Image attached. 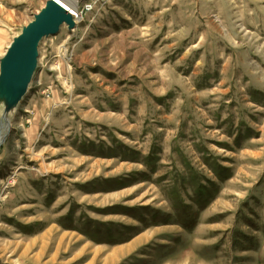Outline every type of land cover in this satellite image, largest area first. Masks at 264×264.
Segmentation results:
<instances>
[{"label":"rangeland","instance_id":"obj_1","mask_svg":"<svg viewBox=\"0 0 264 264\" xmlns=\"http://www.w3.org/2000/svg\"><path fill=\"white\" fill-rule=\"evenodd\" d=\"M45 1L0 0V57ZM74 32L64 26L42 42L10 135L0 128V189L17 171L0 204V264H264V0H106ZM122 34L161 38V54L157 41V59H123ZM91 48L99 80L83 72ZM145 85L175 88L184 105L147 116ZM85 89L94 104L130 99L143 113L135 129L81 127ZM20 118L26 130L50 118L33 148ZM139 118H182L177 142L166 143L179 152L138 153L142 165L132 164V138L141 151L165 144L162 123ZM106 143L120 153L107 155ZM46 146L57 152L42 154Z\"/></svg>","mask_w":264,"mask_h":264},{"label":"crops","instance_id":"obj_2","mask_svg":"<svg viewBox=\"0 0 264 264\" xmlns=\"http://www.w3.org/2000/svg\"><path fill=\"white\" fill-rule=\"evenodd\" d=\"M123 35L126 37V39H129V40H127L128 45L125 46L123 49V50L128 51V53L126 52L127 56L122 57L123 59H126V58H127V60H131V58L134 59L137 57L138 52H141L145 59L148 58L150 60L157 59L156 58L157 55L161 54V51H160V45L162 43L161 38H158L157 40L152 42L150 40L151 39L150 37H143V36L134 37L132 34H127V35L122 34L121 36H123ZM156 42L159 44V49L156 50V52L154 53L155 54L154 56H156V57L153 58L150 54V50L152 49V47L150 45H151V43L155 44ZM91 50H92V48L89 50L87 49L85 51V57L82 56L83 57L82 63L85 64L83 67V70H84L83 72H86L87 70L90 72L94 71L95 73H90L89 78L99 80L98 76H100V75H98V66L100 67V64H98L97 62L93 63V61H91V60L88 61V59H87L88 56H86L87 55L86 53L91 51ZM117 63H118V61H117ZM136 65H137V63H134L133 66L135 67ZM140 66H141V64H140ZM136 68H137V66H136ZM135 73L136 72H133L132 74H135ZM150 86H148V85L144 86V90L146 91V94L141 98V101L144 103L145 107H148V108H145V114H147V116L150 117L152 115L151 111H152L153 107L160 108L159 107L160 105L162 106L164 104H167L169 109L171 110L172 106L184 105L185 98L183 97L182 94L178 95L175 88H168L166 90L164 85H162V87H159L158 85H154V86L150 85ZM87 88H88V86H87ZM91 92H92L91 89H89V90L85 89V91H84L85 100H83V103L87 104V106H84V107L88 109L86 111L87 114H85V115L90 116V118H80V120H81L80 126L81 127L83 126L82 123H85V124L87 123L90 125L96 124V123H101V124L106 125V126H104L106 128L111 126L113 128H117L115 130H118L119 129L118 124H119L120 120H122L124 123H126L129 126V128L127 129L128 133H130L132 130L135 129V127H136L135 123L137 121V115H143V113L136 110V107L130 103V99H126L125 101L121 102L120 101L121 98H120L116 102H113V103L107 102V103H101V104L99 103L98 104V102H96L94 104V103H91L89 101L90 99L88 98V96L91 94ZM94 92L96 93L97 90H94ZM114 92L117 95L118 92H117L116 88H114ZM81 107H82V105H81ZM139 107H141V106L139 105ZM80 111L82 112L84 110H80ZM97 114H105L108 116L110 115L111 118H100L101 120H97V119H99V118L95 117V116H97ZM92 116H93V118H91ZM121 117H123V118H121ZM160 119L161 120H159V118H142V119L139 118V121H141V120H143L144 122L148 121L149 127H153L154 123H159V122L162 123V127L160 128V130L165 131V138H164L165 144H163V145L161 144L162 149L160 150V148H157V150L155 152V148L153 146H151L147 150L141 151V149H142L141 144L142 143H139V141L136 139V137L132 138L129 136V139L132 138L133 141H131V142H133L135 145V147L133 149L129 148L131 151H134V153H142V154H146V155L154 154V153H159L158 155H160V154L162 155V153L166 154V155H171V154H175V153L179 152V149L175 145L171 146V145H167L166 143H167V141L170 144L177 142L178 135L181 132V128L179 126L182 123L181 120H179V119H182V118H160ZM48 120H50V118H46V121L42 124V118H37L26 130L27 127L26 126L24 127V125L28 124L27 119L26 118H20L19 119L17 126H20L22 128L24 127V133H23L24 137L22 135V138L26 142L25 145L33 148L35 145H37L41 141V139H40L41 136H43V133L45 132L46 128L49 126ZM176 120H179V121H176ZM111 132L112 133L114 132L113 129L111 130ZM170 134H172L173 136L171 137ZM148 137H149V133L147 130V133L145 134L143 139H148ZM179 137H180V135H179ZM114 139H116L117 143H118V141L120 139L119 135L114 137L111 134V140L114 141ZM80 141H81V144L84 142L87 144L88 140L86 138H83V139L80 138ZM89 143L91 144V142H89ZM95 145H97V143H95ZM68 149H69L68 153L70 154L71 150L73 148L68 146ZM114 149H115L114 144H112V143L107 144L106 143L105 153L107 155H109L110 153H112V155H118L120 153L119 149H117V148H116V150H114ZM63 150L66 152V148H64ZM181 150H183V149H181ZM49 151L56 153L57 149H55L51 146H46V147H44V150L41 153L45 154ZM139 151H141V152H139ZM5 156L6 157L8 156L6 149L3 152V157H5ZM139 162H141V161L134 160L132 162V164L141 166L142 164H140ZM15 169L16 170L17 169L25 170V167L20 165L18 168L16 167ZM11 172H13V171H11ZM157 214H153V215H157Z\"/></svg>","mask_w":264,"mask_h":264},{"label":"water","instance_id":"obj_3","mask_svg":"<svg viewBox=\"0 0 264 264\" xmlns=\"http://www.w3.org/2000/svg\"><path fill=\"white\" fill-rule=\"evenodd\" d=\"M64 26L69 32L75 30L77 24L71 12L56 0H46L0 57V128H8L7 137L39 69L42 42L59 35Z\"/></svg>","mask_w":264,"mask_h":264},{"label":"built area","instance_id":"obj_4","mask_svg":"<svg viewBox=\"0 0 264 264\" xmlns=\"http://www.w3.org/2000/svg\"><path fill=\"white\" fill-rule=\"evenodd\" d=\"M106 0H77L78 6L76 9L72 8L71 14L73 15L77 25H81L86 21V18L89 14L94 13L97 11L98 7L101 6ZM75 38H79V36L76 34V32L72 33ZM86 34V31L83 33L82 36H80V40L84 39V36ZM77 47V44L75 40H72L71 42H68L67 46H65V55H70L68 60L69 63L74 57L75 49ZM30 120H27V123ZM17 177V171L11 172V174L2 181V186L0 189V204L3 203L6 199V195L10 187L15 184Z\"/></svg>","mask_w":264,"mask_h":264},{"label":"bare ground","instance_id":"obj_5","mask_svg":"<svg viewBox=\"0 0 264 264\" xmlns=\"http://www.w3.org/2000/svg\"><path fill=\"white\" fill-rule=\"evenodd\" d=\"M62 1L64 4L67 5V10L72 12V8L76 9L78 6L77 0H59ZM79 1V0H78Z\"/></svg>","mask_w":264,"mask_h":264},{"label":"trees","instance_id":"obj_6","mask_svg":"<svg viewBox=\"0 0 264 264\" xmlns=\"http://www.w3.org/2000/svg\"><path fill=\"white\" fill-rule=\"evenodd\" d=\"M239 140H240V137L238 138ZM237 139V140H238ZM238 144L240 143V142H237ZM131 152H132V157L129 159V160H141L140 158H141V156L138 154V153H136L135 155L136 156H133V153H134V151H131V150H126V153H128V155H130L131 154ZM125 153V152H124ZM117 157H119V156H117ZM122 159L124 160V157H122ZM125 160H127V159H125ZM219 169H222V168H219Z\"/></svg>","mask_w":264,"mask_h":264}]
</instances>
